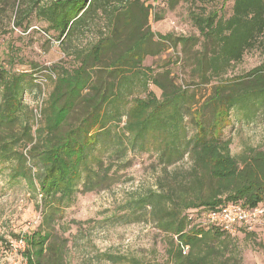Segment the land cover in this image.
Wrapping results in <instances>:
<instances>
[{"label":"trees","instance_id":"1","mask_svg":"<svg viewBox=\"0 0 264 264\" xmlns=\"http://www.w3.org/2000/svg\"><path fill=\"white\" fill-rule=\"evenodd\" d=\"M167 2L175 10L189 0ZM152 7L145 0H0V175L26 185L43 215L35 231L18 237L27 264H65L66 246L56 241L60 220L78 194L101 190L119 166L130 167V154L154 157L161 173L155 189L119 208L115 223L152 222L165 236L166 264H241L230 249L233 236L191 224L231 203L248 209L264 203V150L236 157L225 137L233 116L252 122L264 114V62L230 77L247 53L264 51V0L191 11L199 33L192 36L155 33ZM34 20L73 61L56 71L39 124L27 96L36 103L42 96L43 67L16 69L17 48L2 41L6 22L27 32ZM86 31L91 42L75 45ZM168 48L185 56L186 89L171 72L144 66ZM200 86L212 87L202 103L194 88ZM179 243L189 247L187 255Z\"/></svg>","mask_w":264,"mask_h":264},{"label":"rangeland","instance_id":"2","mask_svg":"<svg viewBox=\"0 0 264 264\" xmlns=\"http://www.w3.org/2000/svg\"><path fill=\"white\" fill-rule=\"evenodd\" d=\"M152 7L150 25L157 34L176 36L198 35L190 21V12L204 8L219 10L224 0H189L175 10L168 8L167 0H145ZM229 10L225 11L228 15ZM157 16L162 20L157 21ZM14 20V17H13ZM32 27L23 32L6 22L9 32L2 41L17 48L16 69L32 70L37 64L42 70L39 78L52 76L46 84L47 94L53 89L56 71L69 68L73 64L66 58L61 43L50 38L36 20ZM91 42V31L79 36L75 45ZM6 44V45H7ZM264 62V51L256 50L246 54L241 64L231 72L230 77L239 76ZM54 66H58L55 70ZM145 67L157 72L168 71L175 83L186 89L191 83L190 70L180 49L168 48L162 55L148 57ZM197 100L204 102L211 94V86L194 87ZM151 89L161 96L155 86ZM28 104L35 108L36 100L27 96ZM200 103V104H201ZM229 124V123H228ZM225 137L232 140V154L240 156L250 148L264 150V114L247 122L236 116L225 130ZM131 166L117 169L113 178L104 188L92 193L78 194L75 204L68 208L57 227L58 243L65 247V264H113L103 259L104 254L135 258L144 264H166L165 236L152 222L124 220L115 223L119 208L133 197H138L150 189H155L161 169L156 159L147 154H130ZM188 162H185L187 166ZM40 202L34 199L26 185H11L7 176L0 175V264H22L23 249L18 247L19 238L30 235L42 222ZM264 205V203H263ZM119 214V213H118ZM228 242V241H227ZM230 249L241 264H264V218L252 231L243 230L229 240Z\"/></svg>","mask_w":264,"mask_h":264},{"label":"built area","instance_id":"3","mask_svg":"<svg viewBox=\"0 0 264 264\" xmlns=\"http://www.w3.org/2000/svg\"><path fill=\"white\" fill-rule=\"evenodd\" d=\"M43 88V94L35 105V124H39L42 119L43 101L46 96V79L39 78L37 81ZM264 218V205L253 209L245 208L242 204L231 203L224 207L208 210L203 213L191 226L200 228H218L225 234L236 236L243 230L252 231ZM190 226V227H191ZM178 240V239H176ZM183 255L189 253V247L179 243ZM18 247L25 249L24 240H19ZM22 264H27L24 260Z\"/></svg>","mask_w":264,"mask_h":264}]
</instances>
